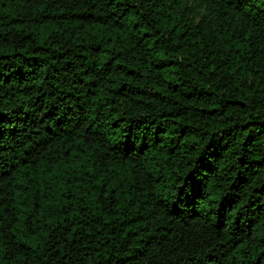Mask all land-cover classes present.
Listing matches in <instances>:
<instances>
[{
	"label": "trees",
	"instance_id": "1",
	"mask_svg": "<svg viewBox=\"0 0 264 264\" xmlns=\"http://www.w3.org/2000/svg\"><path fill=\"white\" fill-rule=\"evenodd\" d=\"M0 264H264V0H0Z\"/></svg>",
	"mask_w": 264,
	"mask_h": 264
}]
</instances>
